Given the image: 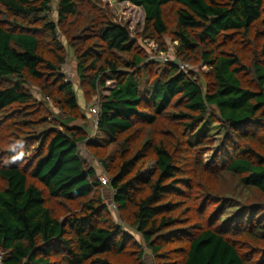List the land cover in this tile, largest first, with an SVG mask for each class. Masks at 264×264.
<instances>
[{"label": "trees", "instance_id": "trees-1", "mask_svg": "<svg viewBox=\"0 0 264 264\" xmlns=\"http://www.w3.org/2000/svg\"><path fill=\"white\" fill-rule=\"evenodd\" d=\"M119 1L144 11V39L208 71L149 61L97 2L0 0L2 264H264V0Z\"/></svg>", "mask_w": 264, "mask_h": 264}, {"label": "rangeland", "instance_id": "rangeland-1", "mask_svg": "<svg viewBox=\"0 0 264 264\" xmlns=\"http://www.w3.org/2000/svg\"><path fill=\"white\" fill-rule=\"evenodd\" d=\"M55 2V0H53ZM91 3H98L100 9H103V11L109 12L115 23L122 25V26H129L130 29L132 30L133 36L132 38L134 41H137L138 45L140 47H143L147 52H149V61L152 62H159L161 64H169L165 62V59H169L173 61V64H179L183 63L188 66L189 72H195V71H203L207 72L208 68L206 67H201V66H190L187 63H184L176 58V46L177 43L173 42L171 37L166 36L164 38V44L166 47V52H163L160 48L159 45L156 44L155 42H151L147 39H144L142 37V34L145 29V13L141 9L134 8L131 6L129 3H122L119 0H89ZM174 15L173 9H167V16L168 18L172 19ZM53 21H56V16L53 14L52 16ZM172 24V22H170ZM64 38H62L63 40ZM66 52H67V61L66 64L63 68V72L65 75L68 77L70 81H72L76 86L78 85V77L76 74L77 70V63H76V57L73 52V50L70 49L67 44L65 45ZM165 55V59L163 60V56ZM171 64V63H170ZM201 69V70H200ZM28 89L35 95V97L38 100H45V97L41 94V91L37 89L33 85H28ZM78 100L80 105L83 104L81 94L79 93L78 90ZM96 104V101L92 102L91 104L87 105L86 107H83V112L84 114L88 117V122L90 123V127L92 129L94 127V121L95 119L91 116L90 110L91 107H93ZM49 107L54 109V106L52 103L49 104ZM220 126V125H219ZM218 128H215L216 135L214 136L216 139V144L219 146L221 144V141L223 139L224 134H220L221 131L217 130ZM214 134V132H212ZM94 137V133L92 138ZM82 155L83 158L87 161V163L90 166H93L97 171L99 177H107L110 181V184L108 186L102 187V193L105 198V203L108 206L110 213L112 215V218L114 222L122 227L123 230L129 231V233L135 237V239L138 242H142L141 237L136 233L134 229H131L126 223H124L121 219V214L117 208V206L114 203L113 197H114V190L111 187V178L108 174H106L101 166V164L97 161L96 158H94L91 153L86 149V147H82ZM213 154H207L205 156V159L207 162H210L212 159ZM155 169L154 164H149L148 167L143 171L142 174V179H146L153 173ZM147 262L148 264H151V256L150 253L147 251Z\"/></svg>", "mask_w": 264, "mask_h": 264}, {"label": "built area", "instance_id": "built-area-1", "mask_svg": "<svg viewBox=\"0 0 264 264\" xmlns=\"http://www.w3.org/2000/svg\"><path fill=\"white\" fill-rule=\"evenodd\" d=\"M162 56H163L162 58L164 60L165 59V55L163 54ZM165 62H167V63H173V61H171L170 58L169 59H165ZM176 65L185 74H187L189 72V69H188V66L187 65H185L183 63H179V64H176ZM89 110H90L91 116L95 119V121H94V127L96 128L97 127V124H98V121H99V104H95ZM99 179H100V182L102 183V185L104 187L105 186H108L110 184V181H109V179L107 177H99ZM3 259H4L3 253H0V264H2Z\"/></svg>", "mask_w": 264, "mask_h": 264}]
</instances>
